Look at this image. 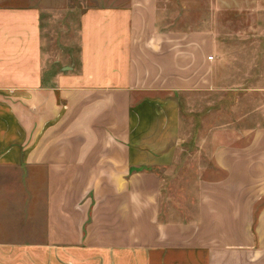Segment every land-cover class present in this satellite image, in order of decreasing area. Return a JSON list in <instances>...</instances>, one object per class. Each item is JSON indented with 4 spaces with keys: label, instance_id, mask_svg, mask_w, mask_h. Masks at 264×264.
<instances>
[{
    "label": "crops",
    "instance_id": "1",
    "mask_svg": "<svg viewBox=\"0 0 264 264\" xmlns=\"http://www.w3.org/2000/svg\"><path fill=\"white\" fill-rule=\"evenodd\" d=\"M5 1L0 264H264V122L208 103L227 91L217 30L163 25L264 0H91L103 5L81 14L77 69L58 72L45 0ZM192 124L213 149L180 186L167 178L190 167Z\"/></svg>",
    "mask_w": 264,
    "mask_h": 264
},
{
    "label": "rangeland",
    "instance_id": "2",
    "mask_svg": "<svg viewBox=\"0 0 264 264\" xmlns=\"http://www.w3.org/2000/svg\"><path fill=\"white\" fill-rule=\"evenodd\" d=\"M25 3V0H6L3 4L20 6ZM42 5L43 55L48 70L58 72L73 65L77 69L81 14L103 4L91 0H45ZM225 15L227 17L217 20L171 19L165 20L163 25L172 29H199L201 22H207L212 30H217L223 62L221 73L225 76L227 91L222 93L223 98L208 99V103H216L218 107L222 104L225 122L238 118L241 125L263 123L264 9L256 13L227 12ZM188 142L192 143L191 148L186 147L179 155H191L189 169L179 171L172 179L167 178L180 186L198 178L200 168L209 161L213 149L208 132L194 129V124Z\"/></svg>",
    "mask_w": 264,
    "mask_h": 264
},
{
    "label": "built area",
    "instance_id": "3",
    "mask_svg": "<svg viewBox=\"0 0 264 264\" xmlns=\"http://www.w3.org/2000/svg\"><path fill=\"white\" fill-rule=\"evenodd\" d=\"M209 60H210V61H212V60H213V57H212V56H211V57H209Z\"/></svg>",
    "mask_w": 264,
    "mask_h": 264
}]
</instances>
